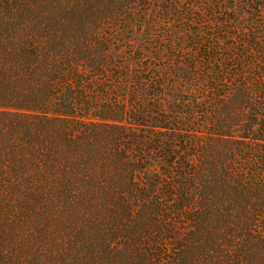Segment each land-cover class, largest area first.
Listing matches in <instances>:
<instances>
[{
  "label": "trees",
  "instance_id": "trees-1",
  "mask_svg": "<svg viewBox=\"0 0 264 264\" xmlns=\"http://www.w3.org/2000/svg\"><path fill=\"white\" fill-rule=\"evenodd\" d=\"M0 264H264V0H0Z\"/></svg>",
  "mask_w": 264,
  "mask_h": 264
}]
</instances>
